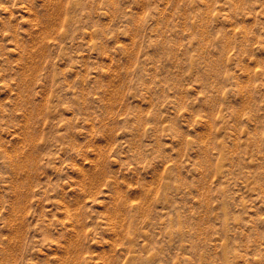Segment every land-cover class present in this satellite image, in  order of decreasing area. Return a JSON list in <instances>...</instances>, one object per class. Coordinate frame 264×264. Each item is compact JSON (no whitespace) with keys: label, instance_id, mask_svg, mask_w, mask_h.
Listing matches in <instances>:
<instances>
[{"label":"rangeland","instance_id":"obj_1","mask_svg":"<svg viewBox=\"0 0 264 264\" xmlns=\"http://www.w3.org/2000/svg\"><path fill=\"white\" fill-rule=\"evenodd\" d=\"M0 264H264V0H0Z\"/></svg>","mask_w":264,"mask_h":264},{"label":"bare ground","instance_id":"obj_2","mask_svg":"<svg viewBox=\"0 0 264 264\" xmlns=\"http://www.w3.org/2000/svg\"><path fill=\"white\" fill-rule=\"evenodd\" d=\"M68 25V24H67ZM90 176V175H89ZM100 177V176H99ZM96 179H97V177H96ZM90 180H92V179H90ZM93 181V180H92ZM117 207V206H116ZM118 208V207H117ZM120 208V207H119ZM124 208V207H123ZM122 209V208H121ZM132 217V216H131Z\"/></svg>","mask_w":264,"mask_h":264}]
</instances>
